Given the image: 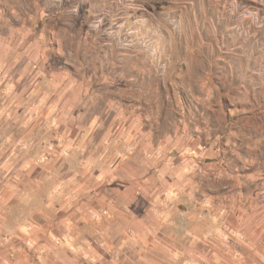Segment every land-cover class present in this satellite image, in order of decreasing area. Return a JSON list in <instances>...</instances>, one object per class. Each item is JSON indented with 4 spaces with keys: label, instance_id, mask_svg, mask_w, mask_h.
Wrapping results in <instances>:
<instances>
[{
    "label": "rangeland",
    "instance_id": "374dc122",
    "mask_svg": "<svg viewBox=\"0 0 264 264\" xmlns=\"http://www.w3.org/2000/svg\"><path fill=\"white\" fill-rule=\"evenodd\" d=\"M0 39L3 51L29 50L33 81L88 92L99 128L127 114L133 138L142 131L146 146L166 147L183 164L180 182L197 187L196 229L202 213L228 208L237 179V210L264 240V0H0ZM38 178L7 201L5 225L43 208L52 175ZM212 187L217 197L203 204Z\"/></svg>",
    "mask_w": 264,
    "mask_h": 264
},
{
    "label": "crops",
    "instance_id": "0c3cea01",
    "mask_svg": "<svg viewBox=\"0 0 264 264\" xmlns=\"http://www.w3.org/2000/svg\"><path fill=\"white\" fill-rule=\"evenodd\" d=\"M28 52L0 44V165L10 170L1 172L10 195L0 192V264H264V240L237 210V179L228 208L202 213L196 229L197 187L188 176L180 182L183 164L164 146H146L142 131L133 138V116L113 114L99 128L88 92L33 81ZM49 174L52 191L38 196L46 203L35 218L5 225L7 201ZM215 197L209 188L203 204Z\"/></svg>",
    "mask_w": 264,
    "mask_h": 264
}]
</instances>
